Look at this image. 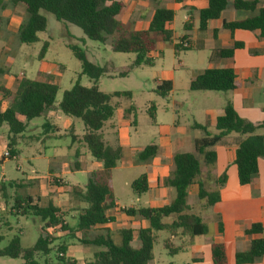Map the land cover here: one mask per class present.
Returning a JSON list of instances; mask_svg holds the SVG:
<instances>
[{"label": "trees", "instance_id": "trees-1", "mask_svg": "<svg viewBox=\"0 0 264 264\" xmlns=\"http://www.w3.org/2000/svg\"><path fill=\"white\" fill-rule=\"evenodd\" d=\"M157 2L148 26L145 29H132L128 23L119 19L123 3L119 0H9V6H21L26 17L17 29V40L20 43L30 44L39 40L38 33L47 26V18L42 12L51 13L58 21H65L79 27L82 33L90 40L100 43H109L110 50L114 52L133 53L135 59L133 66L152 64L153 59L148 53L156 49L158 40L171 41L172 31L168 24L173 20L174 11ZM181 2L183 0H174ZM207 5L199 10V30L206 28L208 20L217 19L227 7L228 0H205ZM258 0H232V6L238 11L252 13L243 19L226 22L222 26L229 31L235 29L258 30L259 37L264 38V6H259ZM184 30L190 29L185 21ZM186 37V36H185ZM182 41L174 45L177 54L180 49H187L188 43L183 46ZM48 42L44 41L39 50L38 59L45 55ZM74 57L80 61L81 75L92 80L89 86L82 85L78 79L70 88L63 91L59 100L58 109L67 116L80 119L83 123L81 136L72 134L71 141L78 140L83 143L90 155L101 163V168L90 173L87 183L80 187L73 185L71 192L80 201L86 204L76 215V224L70 227L63 212L51 202L39 205L31 197L22 200L14 198L13 208L20 209L17 213L23 215L33 214L43 222L41 233L35 243L29 247H22L18 236H13L8 244L0 248V256L8 258L20 257L23 264H47L39 262L35 255H47L51 250L52 239L47 229L53 226L67 233L80 232L79 241L83 244L99 247L92 258L85 264H150L152 249L157 231H166L170 237L179 236V245L173 246L170 239L163 241L162 246L170 255L183 251L192 245L194 237L207 232V225L199 215L191 211L186 203L189 186L196 181L200 173V157L207 164L215 160V153L211 149L224 136L237 133L243 138L235 150L234 164L237 168V177L240 184H247L257 175L258 159H264V136L257 133L264 129V123L254 124L238 116L232 104L227 101L214 122L215 133H210L205 125L193 123L192 127L203 132V136L195 139L194 152H176L172 157V170L166 178L165 184L174 189L173 199L160 207L120 208L128 216H139L146 220L147 227L136 230L123 228L120 230V243H115L108 233L95 234L90 237L89 230L112 220L106 212L115 207L112 170L123 157L120 145L108 144L102 134V129L113 116L121 98H129L128 91H101L97 86L98 78L103 74L104 68L87 59L85 53L76 45L68 46ZM233 48L213 49L210 59L215 57H230ZM239 82L231 68H205L201 73L192 77L189 89L193 91L212 90L229 91L237 88ZM170 83L162 82L157 86L160 93L169 90ZM58 86L48 81L35 79H22L17 90L10 92L0 86L2 99L9 102L4 109L0 106V128L8 125L10 141L8 148L14 144L15 138L22 133L27 121L39 117L54 106ZM133 109V107H131ZM44 125H48L47 122ZM157 151L155 143L147 144L139 153L138 159L147 161ZM78 153V151H76ZM223 178L218 180L222 185ZM55 184L57 180L53 178ZM198 198L205 200L207 206H212L219 198L218 191H208L203 184L198 183ZM131 188L136 194L148 189V177L141 173L131 182ZM0 191H4L3 184ZM29 210H32L29 211ZM221 231V224L219 223ZM260 223H252L244 230L247 235L261 233ZM134 235L138 246L132 247ZM1 240V237H0ZM61 255L56 256L62 264H75L70 257H65L67 246L58 244ZM264 256V238L252 239L246 251L235 253V263H252ZM212 264H227L226 247L222 242L211 244Z\"/></svg>", "mask_w": 264, "mask_h": 264}, {"label": "rangeland", "instance_id": "rangeland-1", "mask_svg": "<svg viewBox=\"0 0 264 264\" xmlns=\"http://www.w3.org/2000/svg\"><path fill=\"white\" fill-rule=\"evenodd\" d=\"M159 4L174 9V18L169 24L173 39L157 41L156 50L152 52V64L133 66L135 54L114 52L110 50L108 42L100 43L90 40L79 27L65 21H58L48 12H42L47 18V26L44 31L38 33L39 40L30 44L20 43L16 40L15 33L18 24L24 21L26 13L22 7L11 8L9 0H0V69L4 71L3 74L0 72L1 87L7 89L9 77L14 78V92L22 79L56 83L58 86L54 102L56 105L63 91L70 88L76 79L82 85L92 84L90 78L80 74V61L74 57L68 47L76 45L85 53L88 60L104 68L103 74L97 81L101 91L130 92L129 98L120 99V106L115 109L112 116V120L120 123L122 136L116 142L107 140L104 128L102 129L103 137L109 144L116 143L123 148V157L112 170V187L116 203L124 208L149 205L146 202L147 192L142 193L138 198L131 188L133 179L146 172V162H132L133 155L149 143L161 145L164 141L162 135L174 122L184 126L191 124L192 120H198L208 124L210 133L214 132L213 127L209 125L211 110L221 107L230 94V91H193L188 88L189 76L209 65L212 49L207 45L201 47L194 45L187 49H180L175 54L174 44L185 32L183 23L187 8L175 7L172 1L162 0ZM140 16L146 20L149 13L139 12L135 21H138ZM132 18L129 22L130 26L133 29L141 28L143 24L133 23ZM44 41H47L49 45L45 58L41 61L37 56ZM161 78L170 79L173 82L174 88L170 93H160L157 90V84ZM129 106L134 109L127 112ZM45 116L42 114L27 121L24 131L16 136L14 144L8 148L12 156L0 162V173L2 172L6 178L0 198L2 205L0 248L5 247L13 236L19 237L22 247L32 246L42 232L43 222L40 218L33 214H20V209L13 208L14 198L20 197L25 200L27 197H38L39 205H45L49 199L63 212L66 223L72 227L76 224V217H72L71 214L76 215V211L84 206V202H80L69 191L73 185L83 187L87 183L91 169L89 162L95 161L89 154L75 155L77 143L71 141V135H81L83 123L80 119L63 113L51 119ZM47 120L49 125H44ZM193 132L197 135L200 133L199 130ZM9 136L11 134L8 125L4 123L0 128V138L9 142ZM52 175L60 178L61 182H66L68 189L63 190L68 191L60 195L51 191L44 195L41 190L38 191L40 185L50 186L48 181L55 184ZM35 179L37 180L34 181ZM208 188L214 189V184H209ZM171 190L174 191L172 187ZM187 200L193 210L199 214L202 205L199 203L201 200L198 202L196 192L193 193L189 189ZM18 211L20 213H17ZM29 211L32 212V210ZM206 212L208 209H205ZM203 213L199 214L202 218L205 217ZM205 221L210 223L209 220ZM133 223L132 218H127V221H121L118 225H136ZM97 232L99 231L91 232L90 236ZM57 233H60L59 226L47 232L52 239L51 250L47 255L41 253L35 255L37 261L62 264L56 257L60 253L57 248L60 243L69 247L63 255L74 259L76 264H83L85 260L91 259L93 252L98 249L93 245L81 243L77 239L79 234L74 232L61 236H57ZM155 234L150 264L171 262L184 264L188 259L186 253L169 255L163 248L162 243L168 237V233L157 231ZM113 235L111 236L113 241L120 243L119 231ZM171 242L174 245L179 243L176 238L171 239ZM0 264H23V260L20 257L11 259L0 256Z\"/></svg>", "mask_w": 264, "mask_h": 264}, {"label": "crops", "instance_id": "crops-1", "mask_svg": "<svg viewBox=\"0 0 264 264\" xmlns=\"http://www.w3.org/2000/svg\"><path fill=\"white\" fill-rule=\"evenodd\" d=\"M119 1L123 3V8H122L123 11L121 13V17H119V19L122 22L128 23L130 25L129 22L133 17L132 18L133 23L136 24L137 22L139 24L141 23L143 24L141 28H136L135 30L145 29L148 26L152 13L155 7L157 6V2L152 0H119ZM161 1L162 0H159V2ZM165 1H172L173 6L175 7L187 8V13L185 15L184 22L185 21L189 22L190 29L185 30V32L179 37L178 41H176L175 44H177L180 41H185L189 45L188 48L194 45H197L198 47L207 45L209 46L210 49H212V51L213 49H217V48H233V52L230 57H215L209 59V65L205 67V68H222V67L231 68L236 76L237 81L239 82V86L237 88L233 90H229L230 94L228 99L225 101V103L221 105V107L215 110H211L209 125H211L214 129V132L212 133H215V128H214L215 119L218 115L222 113V109L227 101H229L232 104L233 108L235 109L239 117L254 124L264 123V38L259 37L258 30L235 29L233 31H229L228 29H225L222 26L223 21L230 22V21L240 20L249 15H252V13L246 11L237 12L238 10L234 9L231 4L232 0H228V5L222 11L220 17L217 19L208 20L206 28L203 31H200L199 10L207 5V2L205 0H183L181 2H176L174 0H165ZM258 1H259L258 3L259 6H264V0H258ZM10 7L16 8L21 6H16V7L10 6ZM167 8H170L174 11V9L171 7H167ZM141 11L143 12L145 11L149 13L148 19L144 20L140 16L138 18V21H135L136 15L138 16V13ZM134 12H137V14H134ZM195 18H196V23H195ZM20 23L18 24L17 29ZM169 24H168V28L171 29L169 27ZM17 29H16V33H17ZM172 39H173V32H172ZM16 40H17V36H16ZM154 51L148 53V56L151 57L152 59H153L152 52ZM44 58L45 55L43 56L42 59L39 60L42 61ZM204 69H202L198 73L189 76L188 88H189L190 79L196 76L197 74L201 73ZM0 72L2 74L4 73L2 69H0ZM165 81H168L170 83V88L169 90L165 91V93H170L174 88L173 82L170 79H164V78L159 79L157 86ZM14 82H15L14 78L12 77L8 78L7 87H6L8 91L14 92L13 91L15 86ZM57 104L54 105L53 108H51L50 110L44 113L46 115L45 117L51 119L60 116V113L62 112L58 109ZM8 105L9 102L2 99L0 94L1 108L4 109ZM119 106H120V100L118 107ZM131 107L129 106L127 108V112H130L134 109V108L132 109ZM45 122H47L49 125L48 120ZM194 122L201 125H205L207 130L209 131L208 124H203L198 120L197 121L192 120L191 124H185L184 126H181L179 122H174L173 124L168 126V129H166L167 132L162 135L163 136L162 138L164 140L163 143L161 145L156 144L157 151L152 158H150L147 161H141L138 159V153L146 145L143 148H140L135 153V155H133L132 162L134 161L146 162L145 163L146 172L143 173H146L148 177V189L143 193L147 192L148 195L146 202L149 205L147 206L160 207L168 204L173 199L175 193L174 191L171 190V187L165 184V180L170 175L173 167L172 166L173 155L176 152H194L195 139L203 136V132L201 130L192 127V124ZM121 130L122 128L120 123H117L115 120H112V118L104 126V133H106L107 135V140H113V142L114 141L116 142L122 136ZM194 130H199L200 133L197 135L193 132ZM258 130H260V132H258ZM258 130L257 133L262 134L264 136V129L260 128ZM75 135L81 136L78 134ZM242 138L243 137L237 133H230L224 136L218 143H216L211 148L215 153V160L212 164L205 163L203 161V158L200 157V162H201L200 173L197 176L196 181L192 183L188 188L186 203L190 206L191 211H193L197 215L201 214V212L203 213L204 211L203 214L205 217L202 218L200 215L199 217L207 225V232L203 235L194 237L192 245H190L183 251L178 252V253L180 252L186 253L188 259L185 261L184 264H212L211 244L214 242L224 243L226 247L227 264H236L234 260L236 252L246 251L249 248V244L252 239L264 238V159L263 158L258 159L257 175L252 179V181L247 184H240L237 177V168L236 165L234 164V159H235V150L238 144L240 143V141L242 140ZM104 140L108 143L106 139ZM75 142L77 143V147L75 150L76 156H82V153L90 155L86 146L83 143L79 142L78 140H76ZM7 144L8 142L0 138V153L3 150L8 149ZM110 145H117V144L113 143ZM76 151H78V153ZM134 156H136V159H134ZM89 163H91L90 165L91 169L89 175L92 171L101 168V163L99 161L90 160ZM223 176H224L223 179L224 182L222 183V185H219L218 180L223 178ZM51 177L57 180L58 185L57 184L53 185L52 182L48 181V185L50 184L51 185L50 186L46 185L44 187L43 185H40L38 191L41 190L44 195H47L50 191L57 193L59 195L62 194V192L64 194L65 191H68V190H63V189H68L66 182L64 181L61 182L60 178H57L53 175ZM36 180L37 179H35L34 181ZM198 183L203 184L205 189H207L208 191H215V190L218 191L219 198L212 206H207V205L204 206L205 200L198 198V185H199ZM211 183L214 184V189L208 188L209 184ZM2 184L5 185V183ZM69 189H70L69 191L71 192V188ZM189 189H191L193 193L196 192V197L198 199V202L199 200H201L199 203L202 206H200L199 214L193 210L192 206L189 204L187 200L189 195ZM141 194H136V195L139 198ZM32 200L33 202L38 203L37 201H39V198L38 197L32 198ZM47 202H50L49 199H47ZM114 202H115V207L107 210L106 212L107 216H110L112 220L103 225L97 226L94 230H89L88 232L89 235L91 232L99 231L95 234L108 233L110 236H114L113 234L116 233L117 231H119V235H120V230L123 228H131L133 230H136L139 227H147L148 224L146 220H144L139 216L126 215L124 212L120 211V208L123 207L119 206L116 203L115 198H114ZM83 207H85V203L84 206H81L78 209V211L81 210ZM205 209H208V212L205 213ZM78 211L76 212L78 213ZM76 215L71 214L72 217H76ZM127 218H132V220L134 221L133 224L136 223V225H128V224L124 226L118 225L119 222L121 221H127ZM205 220H209L210 223H208ZM219 223L221 224V231L219 230ZM252 223H260L262 226V232L254 233L250 235L245 234L244 230L249 228ZM73 232L76 233L77 235L79 234V237H77V239L79 240L81 233L76 231ZM65 233L67 232L60 229V233H57L56 235L61 236ZM168 238L170 239V242L171 239H175V238L179 241V243L181 241V238L179 236L170 237L169 234L168 237L165 238L164 240ZM131 245L132 247L138 246V240L136 238V235H134ZM172 245L177 246L174 245L173 243ZM97 248L99 249V247ZM68 249L69 247L67 248V250ZM88 260L90 259L85 260L83 264H85V262ZM74 262L76 264L75 260ZM168 264H173V263L171 262ZM244 264H264V256L258 258L256 261L252 263H244Z\"/></svg>", "mask_w": 264, "mask_h": 264}, {"label": "built area", "instance_id": "built-area-1", "mask_svg": "<svg viewBox=\"0 0 264 264\" xmlns=\"http://www.w3.org/2000/svg\"><path fill=\"white\" fill-rule=\"evenodd\" d=\"M181 43H182L183 46H186V45H187V42H185V41H182ZM11 156H12V153H11L8 149L3 150V151L0 153V162H1L2 160H4V159H8V158H10ZM5 182H6V178H5L4 174L1 172V173H0V185H1L2 183H5ZM0 198H1V191H0ZM1 208H2V205H1V203H0V209H1ZM51 228H55V226H53V227H51ZM51 228H48V229H47V232L50 231ZM59 255H61V253H59Z\"/></svg>", "mask_w": 264, "mask_h": 264}]
</instances>
